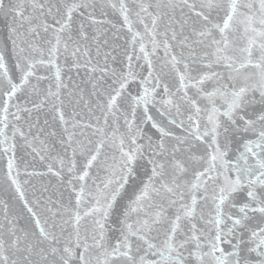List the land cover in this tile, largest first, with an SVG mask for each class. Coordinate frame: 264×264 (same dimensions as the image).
I'll return each instance as SVG.
<instances>
[{
	"label": "snow or ice",
	"instance_id": "6c2138e0",
	"mask_svg": "<svg viewBox=\"0 0 264 264\" xmlns=\"http://www.w3.org/2000/svg\"><path fill=\"white\" fill-rule=\"evenodd\" d=\"M0 264H264V0H0Z\"/></svg>",
	"mask_w": 264,
	"mask_h": 264
}]
</instances>
